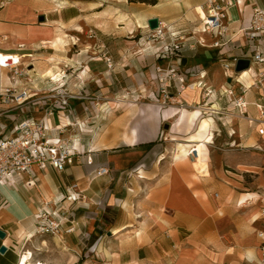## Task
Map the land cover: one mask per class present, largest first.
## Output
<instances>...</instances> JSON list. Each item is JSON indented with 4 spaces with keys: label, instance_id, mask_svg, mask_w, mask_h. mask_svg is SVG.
Segmentation results:
<instances>
[{
    "label": "crops",
    "instance_id": "1",
    "mask_svg": "<svg viewBox=\"0 0 264 264\" xmlns=\"http://www.w3.org/2000/svg\"><path fill=\"white\" fill-rule=\"evenodd\" d=\"M125 2L135 6L138 14L121 22L115 36H124L137 48L149 36L148 47L132 52L112 50L113 64L108 67L99 39L94 50L74 53L54 47L61 23L73 25L83 18L89 29L104 33V3L97 2L91 9L95 12L80 14L79 7L72 3L59 7L57 0H0V52L31 57L27 76L18 81L21 85L45 90L54 81L83 89L94 82L100 89H108L128 82L135 87L140 59L143 66L149 65L152 93L159 87L156 76L170 69L184 78L181 85L172 80L170 88L177 93L165 104L154 95L148 102L114 99L101 104L94 99L93 111L80 109L78 113L79 105L70 100L84 125L78 132L81 148L91 151L94 164L88 166L84 158H77L61 171L49 166L35 168L37 180L31 189L0 186V197L6 199L0 207V228L6 232L0 239V245L6 247L0 253V264H18L24 253L32 254L31 264L32 259L46 264H264V230L258 224L264 194V135L257 133L258 125L249 122L235 105V99L242 96L244 113L259 116L256 103L262 102L264 77L261 86L256 80L264 65L250 63L245 76L233 68L226 74L223 70L224 62L251 57L246 27L253 7L264 8V0H236L226 7L221 34L202 31L200 17L206 18L207 0H157L146 7ZM151 17L160 22L161 39L156 30L148 28ZM173 40L181 47L171 53L168 47ZM261 42L264 50V36ZM20 44L23 47L18 49ZM77 56L82 58L80 63L74 61ZM76 64L80 72L72 82L69 75L78 70ZM156 67L162 71L157 72ZM107 73L112 81H106ZM0 74L2 84H8V70H0ZM40 74L50 83L39 79ZM121 76L127 79L119 80ZM229 90L232 94L226 93ZM112 101L118 103L112 105ZM107 104L113 110L103 114ZM195 108L210 120L213 138L206 148L200 142L185 141L193 132L186 121L173 129L174 118L168 117ZM0 113L2 136L21 118H40L43 110L32 103L16 108L0 102ZM65 120L62 111L56 110L48 122L53 127ZM74 132L75 128L69 129L65 136ZM151 141L155 143L149 148L143 145ZM182 142L197 144L207 160L206 173L200 172L205 168L204 159L194 161L179 155L176 145ZM100 165L108 173L88 174ZM246 175L252 177L250 182L244 180ZM74 183L86 199L73 203L63 199L56 205L71 210L73 232L62 236L34 233V214L42 201L53 207ZM243 189L248 192H241ZM69 225L67 221L63 227ZM26 231L33 236L28 237ZM38 254L39 258H33Z\"/></svg>",
    "mask_w": 264,
    "mask_h": 264
},
{
    "label": "built area",
    "instance_id": "2",
    "mask_svg": "<svg viewBox=\"0 0 264 264\" xmlns=\"http://www.w3.org/2000/svg\"><path fill=\"white\" fill-rule=\"evenodd\" d=\"M236 0H207L205 17H200L202 31L221 34L224 31L225 19L227 20L226 7L231 6ZM160 23V22H159ZM157 35L162 38L160 27L155 29ZM247 39L250 42L252 55L249 57L250 63L264 65V50L262 45V37L264 36V8L257 6L253 7L249 25L246 27ZM23 45H18V49ZM179 42L173 40L168 50L172 52L180 49ZM8 54L0 52V70H8V84H2L0 74V102L3 104H14L16 108L23 107L26 104H37L43 107V115L40 118L24 117L17 121L8 135L0 136V186L17 187L22 186L26 189H31L35 186L37 176L35 168L43 170L46 167H51L55 171H61L67 164H72L77 158H84V163L88 166L94 164L93 156L90 150H84L80 145V136L78 132L83 131V123L77 115L75 106L70 103V100L78 98L83 99L84 96H79L70 91H66L64 83H53L45 91L44 96H40L39 90L35 86H24L19 84V79L27 76L26 70L28 66H22L20 61L21 56L18 55L16 60H13ZM3 56V58H1ZM108 60V58L106 59ZM237 58H233L231 62L223 63L224 73L234 67ZM110 67V62L108 63ZM157 72L162 69L156 67ZM264 77V68L257 73V84L262 85ZM159 81L160 101L165 104L170 97L168 89L172 86V80H176L180 85L183 84L184 78L175 75L170 69L169 73L156 76ZM246 87L243 86L244 93ZM232 94V91H226ZM262 102L256 103L259 110V116L251 118L244 113L242 107L246 102L242 96L235 99V105L240 114H244L249 122H254L258 125L257 133L264 135V94L260 96ZM95 98H93L94 100ZM83 111L87 113L89 107L83 106ZM56 110H61L65 122H58L53 127L49 124L48 119ZM2 113H0L1 115ZM72 116V120H67ZM75 128L73 134L65 136L69 129ZM194 146L190 147L188 156L196 159L198 153H192ZM108 173L106 166L100 165L92 168L88 174L90 176H100ZM65 195L53 202V207L49 206V202L42 201L41 206L34 214V229L37 234H50L62 236V233H71L74 230L72 220H69L71 210L64 207L56 206L61 200L65 199L70 202L84 201L86 199L82 190L78 189L76 183L69 187ZM263 204L260 206V216L264 222V194L262 196ZM6 203V199L0 197V207ZM70 222L69 227L64 228L66 222ZM32 264H39L38 261L32 259ZM46 264L45 262H42Z\"/></svg>",
    "mask_w": 264,
    "mask_h": 264
},
{
    "label": "rangeland",
    "instance_id": "3",
    "mask_svg": "<svg viewBox=\"0 0 264 264\" xmlns=\"http://www.w3.org/2000/svg\"><path fill=\"white\" fill-rule=\"evenodd\" d=\"M104 3V8L102 11L105 14V23L103 24L102 28L104 33L98 32L96 29L92 27V29H89V27L84 25L83 18H80L78 20V23H75L73 25L68 24V23H61L57 26V39L58 37H61L63 39V42L59 41L56 43L54 47H59L60 49H70V51L77 53L80 50H94L97 49L96 43L98 42L97 40L103 41V46L101 47L102 51L105 52L107 58H105V62L108 63L110 62V67L112 66V60L109 57V53L112 50H126V51H139L140 49H145L148 47L146 44L147 41H149V36L145 38L143 41L142 45L137 48L133 47L131 43L126 42L125 40H129L125 38L122 35H117V32L115 30L119 29L120 23L121 22H127L129 18L131 17H137V11L134 8L135 6H127L128 4L125 2V0H57V3L59 7L61 5H66L69 3H72L74 7H79L80 14H87L91 12H95V10H91L93 7L96 6L97 2ZM127 1V0H126ZM128 2V1H127ZM144 3V2H140ZM148 4L144 3L141 4V7H146ZM133 14V15H132ZM78 19V18H77ZM76 21V20H75ZM201 24V21H200ZM81 28V29H78ZM115 37V38H113ZM159 37V36H158ZM160 38V37H159ZM56 39V40H57ZM133 39H136L134 37ZM161 39V38H160ZM74 43V44H73ZM51 45V44H50ZM19 52V51H16ZM23 52H29V51H23ZM135 54H132L131 58H133ZM30 55H25L24 57L20 58V61L22 63V66H26L28 62H31V57ZM81 56H77V58L74 59V61H77V63H80L81 61ZM66 60V59H64ZM129 61H132V59H128ZM134 60V59H133ZM141 63L136 64L139 70H137L135 73V79L138 81V85L133 87L132 84H129L128 82L126 83H121V87H112L109 86V88H105L103 86L100 89V86H96L94 82H92L88 87L82 88H77L73 87L72 83L65 85L66 91H70L71 93H74L79 96H84L85 98L83 99H72L77 102L79 107H76L78 110V113L80 112L79 110L83 108L84 105H87L89 107V110H94V104H92L93 98L99 99L101 104L104 102H107L109 100H114L116 99L117 101L120 99H128V100H135V101H140V102H148L149 97L153 98V95L155 98L160 99V93L159 90L157 89L156 91H149V74L147 67L149 65L143 66V60H139ZM148 61V58H146V63ZM123 62V61H122ZM135 65V66H136ZM77 69L74 73H71L69 75V80L72 82H76V77H78L77 73L80 72L79 70V65L76 64ZM133 66V67H135ZM32 67V66H31ZM30 67V68H31ZM29 68V67H28ZM221 73V67H218ZM142 70V71H141ZM107 80L106 81H112V75L106 74ZM122 79L119 78V80H124L127 79V77L121 76ZM39 79H43V82H48L50 83L49 78L43 77L41 74L39 75ZM221 81H224L223 76H221ZM106 83V82H105ZM142 83V84H141ZM52 86L53 84L50 83ZM47 86L51 87V86ZM108 87V84L107 86ZM46 88V89H47ZM45 89V90H46ZM42 89L39 92L40 96H44L46 94V91ZM168 92L171 94L170 97H173V92L177 93L175 90L169 88ZM177 96V95H176ZM169 97V99H170ZM123 100H120L121 102ZM81 102H84L83 104ZM112 105H115L118 102L112 101L110 102ZM112 105L108 104L103 107V114L112 111ZM120 109V108H118ZM41 110H43V107L41 106ZM169 118H174L173 120V129H178L180 124L183 121H186L192 128L193 132L188 136V140H185L186 142H202L205 140V135L207 131L209 130V124L208 121L206 120L207 117H204L201 115V111L199 108H195L192 110H186L182 109L178 112H173ZM178 146V145H176ZM206 148V147H205ZM201 150H203L201 148ZM244 180L246 182H250L252 180V177L250 176H244ZM247 187H250V185H246ZM241 192H248L247 189L241 190ZM259 227L264 230V222L262 220L259 221ZM32 250V248H31ZM39 253V252H36ZM40 254L33 256V258H39Z\"/></svg>",
    "mask_w": 264,
    "mask_h": 264
},
{
    "label": "bare ground",
    "instance_id": "4",
    "mask_svg": "<svg viewBox=\"0 0 264 264\" xmlns=\"http://www.w3.org/2000/svg\"><path fill=\"white\" fill-rule=\"evenodd\" d=\"M78 29H81V28H78ZM57 42H59V41H61V42H63V39L61 38V37H58V39L56 40ZM51 45L52 46H54L55 45V43L54 42H51ZM13 60H16L17 58H18V55L17 54H12V55H9ZM1 58H3L2 56H1ZM248 72H249V69H245V70H243V71H241V72H239V75H241V76H245V75H248ZM54 82V81H53ZM57 84V83H56ZM214 107V106H213ZM213 109V108H212ZM211 109V110H212ZM213 110H215V109H213ZM207 121L210 123V120H209V118L207 119ZM213 122V121H212ZM137 135V133H134V136L133 137H135ZM131 137V136H130ZM212 138H213V135H212V132H210L209 130H208V132H207V134H206V136H205V140H203L201 143H200V145L203 147V148H205L206 147V144L207 143H211L212 142ZM130 142L131 143H134L135 142V139L133 138V139H131L130 140ZM129 142V143H130ZM191 146H194V148L192 149V153L193 154H196V151H197V153H198V157L196 158V159H194V161H198L200 158H202V159H204L203 158V156L199 153V150H198V146H197V144H192V143H186V142H182V143H179L178 144V153H179V155H183V157L184 156H188V153H189V149H190V147ZM204 163H205V168H204V170H202V171H200V172H207V160L206 159H204ZM208 173H209V171H208ZM202 175V174H201ZM207 176V175H206ZM116 230V229H115ZM26 233H27V235H28V237H31V236H33V234H32V232H28V231H26ZM114 233H115V231H114ZM31 257H32V254L31 253H24L21 257H20V260H19V263L18 264H31ZM39 264H43V263H39Z\"/></svg>",
    "mask_w": 264,
    "mask_h": 264
},
{
    "label": "water",
    "instance_id": "5",
    "mask_svg": "<svg viewBox=\"0 0 264 264\" xmlns=\"http://www.w3.org/2000/svg\"><path fill=\"white\" fill-rule=\"evenodd\" d=\"M44 19L43 15H40L39 20L42 21ZM147 25L150 30H155L159 26V21L157 17H151L147 20ZM250 67V59L246 57H239L237 58L233 70L235 73H239L245 69ZM231 79L230 77L227 79L229 82ZM169 124H165L164 128L167 129ZM109 234V232H108ZM6 236V232L0 228V239H4ZM6 251L5 245H0V253H4Z\"/></svg>",
    "mask_w": 264,
    "mask_h": 264
},
{
    "label": "trees",
    "instance_id": "6",
    "mask_svg": "<svg viewBox=\"0 0 264 264\" xmlns=\"http://www.w3.org/2000/svg\"><path fill=\"white\" fill-rule=\"evenodd\" d=\"M128 2H144V3H147V4H155L157 2V0H127ZM155 142L154 141H151V142H147V143H144L143 145L146 147V148H149L150 146H152Z\"/></svg>",
    "mask_w": 264,
    "mask_h": 264
}]
</instances>
